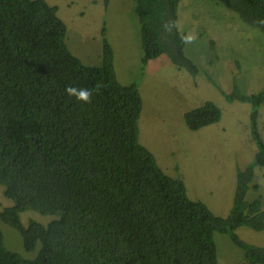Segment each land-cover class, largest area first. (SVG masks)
Instances as JSON below:
<instances>
[{"label":"trees","instance_id":"trees-1","mask_svg":"<svg viewBox=\"0 0 264 264\" xmlns=\"http://www.w3.org/2000/svg\"><path fill=\"white\" fill-rule=\"evenodd\" d=\"M181 1L135 0L142 69L164 56L176 69L199 74L177 26ZM214 1L264 36V0ZM101 40V64L87 66L70 52L56 6L0 0V185L12 201L0 221L18 231L27 253L40 244L38 256L25 259L5 248L0 230V264H219L216 233L229 236L245 263L264 264V248L235 233L264 231V199L259 192L247 197L260 188L255 168L264 169L258 128L264 87L251 95L221 92L228 103L250 106L255 152L236 171L227 217H218L190 199L184 183L166 175L140 144L138 87L119 83L114 51ZM67 85L100 91L82 104L64 95ZM220 119L209 101L183 115L193 132ZM27 209L57 218L24 227L20 214Z\"/></svg>","mask_w":264,"mask_h":264},{"label":"rangeland","instance_id":"rangeland-1","mask_svg":"<svg viewBox=\"0 0 264 264\" xmlns=\"http://www.w3.org/2000/svg\"><path fill=\"white\" fill-rule=\"evenodd\" d=\"M44 1L57 7L66 26L67 46L83 64H101V39H107L114 51L117 80L123 86L136 83L142 99L140 144L153 154L166 175L184 183L190 199L205 204L215 216L227 217L236 171L252 161L255 148L248 124L250 106L228 103L221 92L230 94L236 88L251 95L264 87V36L214 0H182L178 30L195 35L193 42L185 44V54L200 70L192 77L164 56L142 69L135 0ZM207 101L220 109V121L198 131L188 130L184 113ZM258 128L264 141V103L258 109ZM253 183L260 188L247 197L260 193L264 199V169L255 168ZM11 205L0 185V211ZM56 218L32 209L20 214L24 227L31 220L46 225ZM0 230L6 249L25 259L38 256L40 244L27 253L18 231L2 221ZM235 233L242 241L264 248V231L240 227ZM214 242L219 264H247L229 236L216 233Z\"/></svg>","mask_w":264,"mask_h":264},{"label":"clouds","instance_id":"clouds-1","mask_svg":"<svg viewBox=\"0 0 264 264\" xmlns=\"http://www.w3.org/2000/svg\"><path fill=\"white\" fill-rule=\"evenodd\" d=\"M165 28L167 29V25H165ZM182 40L185 43H191L195 40V35L194 34L185 35L182 37ZM99 91H100L99 86H96L94 88H88V87H77V86L67 85L63 89L64 95L82 104L91 103L93 100L94 93L99 94Z\"/></svg>","mask_w":264,"mask_h":264}]
</instances>
